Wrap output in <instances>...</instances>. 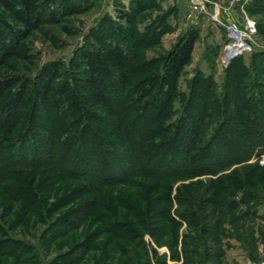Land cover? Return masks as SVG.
Masks as SVG:
<instances>
[{
	"label": "rangeland",
	"instance_id": "1",
	"mask_svg": "<svg viewBox=\"0 0 264 264\" xmlns=\"http://www.w3.org/2000/svg\"><path fill=\"white\" fill-rule=\"evenodd\" d=\"M41 1L44 18H49L64 3V0ZM133 1L73 0V7L78 6L81 12L58 20L57 17L49 18L51 21L56 19V22L49 21L32 31L21 43L18 55L1 70V75L31 77L49 62H67L72 53L85 43L99 44L111 39L110 24L122 25L117 18L118 13H132ZM209 1L226 5L231 0ZM188 2L146 0L141 2L145 9L134 18L133 25L138 32L145 33L147 27L156 32L157 25H162L164 31L159 44L144 50L146 59L162 57L185 32L194 30L198 33L191 62L178 79L176 95L171 104V119L162 124L164 128L177 122L183 115L190 84L195 76L211 78L216 99H222L225 80V69L220 65L223 31L211 23L205 12L191 10ZM246 14L255 23L256 33L251 41L252 51L242 56L240 63L249 70L245 80L251 81L257 76L256 70L251 67V57L264 54V0H250ZM238 17L233 12L222 14L225 23ZM259 80L264 84V78L260 77ZM216 107L218 104L210 105L207 113H212ZM216 119H221L220 112ZM239 125L238 134H244V125ZM20 128L19 132L14 133L0 129V170L4 164H9L6 171L3 169L0 172V264H63V256L67 255L69 259L78 261L77 264H232L234 253L230 251V242L237 241L234 235L245 239L248 233H252L256 240L264 231L259 220L244 217V206L238 205L236 213L224 209L228 217L235 213L234 216H239L240 220L237 224L234 219L222 216L220 226L233 236L223 239L221 247L224 257L220 258L219 242L207 241L203 235H197L195 226L191 230L185 223L172 224L166 213V209H169L174 218V212L184 214L189 208L198 213L197 200L207 198L212 191L209 187L214 186L213 190L220 191L219 194L225 193L221 192L220 184H212L215 180L251 173L249 181H258V175L264 174V153L214 175L198 170L196 172L201 174L192 172L196 167V163L192 166V156L190 166L185 167L190 174L178 176L180 173L174 170L170 179H162L159 174L167 171V167L171 170L177 167L178 170L183 169L177 162L180 155L170 151L161 166L155 159L145 164L138 157L140 147L135 146L132 163L124 165V168L114 166L104 173L99 171L98 166H87L85 162L83 165L77 164L73 170L69 166L60 169L48 164L51 159L46 149L31 150V138L26 128ZM160 128L153 127L152 130ZM214 129V124L209 122L205 139L210 138ZM33 131L38 137H46L41 129L36 128L30 133ZM166 131L161 134L165 140L172 133ZM103 135H106L105 131ZM159 139L154 138V143ZM146 143L149 145L151 142ZM26 149L31 151L24 154ZM20 158L26 161L23 165L19 163ZM211 163L216 165L210 160L202 162V165L207 167ZM9 169V173H4ZM263 190L261 187L260 193L264 198ZM193 196L196 200L190 199ZM181 198L184 201L178 204L177 200ZM166 200L170 203L166 204ZM229 200L237 202L235 198L224 197V201ZM212 207L220 209L219 204ZM256 207L258 212H262L264 203ZM209 209L205 207L201 210L202 215L209 213ZM67 221L70 223L68 226L65 225ZM237 225L241 228H237ZM155 229L163 232L159 241L156 238L158 234H154ZM136 232L141 235L140 239ZM11 249H14L15 256L6 254L11 253ZM250 250L254 252V244ZM171 256L174 258L171 259Z\"/></svg>",
	"mask_w": 264,
	"mask_h": 264
},
{
	"label": "trees",
	"instance_id": "2",
	"mask_svg": "<svg viewBox=\"0 0 264 264\" xmlns=\"http://www.w3.org/2000/svg\"><path fill=\"white\" fill-rule=\"evenodd\" d=\"M143 1L146 0L132 2V13H118L117 18L123 24H110L111 39L99 44L85 43L72 53L67 62H49L34 76L27 77L3 76L1 70L18 55L21 43L30 33L51 21L49 18L57 17L58 20L81 10L78 6L73 7V0H64L58 11L44 18L41 0H0V129L14 133L19 132L20 127L26 128L33 144L31 150L46 149L52 161L46 162L60 169L69 166L73 170L74 166L85 162L87 166H98L99 171L104 173L110 167L124 168V165L132 163L133 146L140 147L138 157L145 164L155 159L161 166L170 151L180 155L177 162L183 169L178 170L177 167L171 170L167 167V171L159 174L162 179H170L174 170L180 173L178 176L188 175L186 168L190 166L192 156L194 161L191 165L196 163L192 172L198 170L214 175L264 153V84L259 80L264 78V54L251 57V67L257 72L255 80H245L249 70L240 63L241 57L229 63L225 69L221 100L215 97V85L211 78L195 76L183 115L177 122L162 127L171 119V104L178 79L191 62L198 33L187 31L162 57L146 59L144 50L159 44L164 31L162 25L156 26L158 32L147 27L145 33H141L134 28L135 16L146 7L141 5ZM53 21L56 22V19ZM212 104H218V107L208 114ZM219 112L220 120L216 119ZM208 121L214 124L215 129L210 138L205 139ZM241 123L245 127L244 134H238ZM153 127L161 128L152 130ZM36 128L44 131L46 137H38L34 131L30 133ZM104 131L106 135H103ZM164 131H172L166 140L161 136ZM115 135L118 137L115 138ZM154 138L160 139L154 143ZM146 141L151 143L146 145ZM141 142L144 145H139ZM31 150L26 149L23 153ZM206 160L216 165L203 166L202 162ZM25 162L20 158V164ZM8 165L4 164L0 172ZM9 172L10 169L4 173ZM250 174L213 181L215 186L221 185V192L225 195L213 190L214 186L209 187L212 191H208L207 198L197 200L198 213L190 208L184 214L174 212L176 219L166 209L169 221L176 225L185 223L191 230L195 226L197 235H203L207 241L219 242V257L223 258L222 241L233 236L220 226L223 218H232L238 224L240 218L234 216L235 209L242 205L245 207L244 217L264 219V214L259 215L256 210V206L264 203L260 193L261 187L264 189V174L258 175V181L254 183L249 181ZM225 196L235 198L237 202L224 201ZM183 199L177 200V203L182 204ZM190 199L196 200L194 196ZM165 202L170 203L169 200ZM218 204L220 209H213L212 206ZM232 205H236L235 208L232 209ZM205 207L210 208L209 213L202 215L201 210ZM224 209L235 213L228 217ZM69 224L67 221L65 225ZM117 224L119 227L120 224ZM237 228L241 227L237 225ZM154 234H158L156 238L159 241L163 232L155 229ZM137 237L140 239L141 235L137 233ZM234 237L246 249L256 242L252 233H248L245 239L238 235ZM11 251L6 254L15 256L14 249ZM63 257V264L78 262L69 259V255Z\"/></svg>",
	"mask_w": 264,
	"mask_h": 264
},
{
	"label": "built area",
	"instance_id": "3",
	"mask_svg": "<svg viewBox=\"0 0 264 264\" xmlns=\"http://www.w3.org/2000/svg\"><path fill=\"white\" fill-rule=\"evenodd\" d=\"M250 0H231L226 5L210 2L209 0H189L191 10L205 12L211 23L221 28L224 43L220 65L226 69L235 58L242 57L252 51L251 41L256 33L255 23L246 14ZM233 12L240 16L230 23L222 20V14Z\"/></svg>",
	"mask_w": 264,
	"mask_h": 264
},
{
	"label": "crops",
	"instance_id": "4",
	"mask_svg": "<svg viewBox=\"0 0 264 264\" xmlns=\"http://www.w3.org/2000/svg\"><path fill=\"white\" fill-rule=\"evenodd\" d=\"M259 215L264 214L258 212ZM261 227L264 230V219L259 220ZM230 251L234 253L232 264H264V231L261 236L256 237V242L254 243V252L250 248L246 249L239 241L231 240Z\"/></svg>",
	"mask_w": 264,
	"mask_h": 264
}]
</instances>
